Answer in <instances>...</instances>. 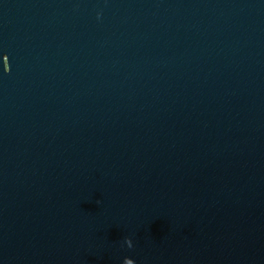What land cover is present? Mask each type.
Instances as JSON below:
<instances>
[{
	"label": "water",
	"instance_id": "obj_1",
	"mask_svg": "<svg viewBox=\"0 0 264 264\" xmlns=\"http://www.w3.org/2000/svg\"><path fill=\"white\" fill-rule=\"evenodd\" d=\"M129 262L264 264V0H0V264Z\"/></svg>",
	"mask_w": 264,
	"mask_h": 264
},
{
	"label": "clouds",
	"instance_id": "obj_2",
	"mask_svg": "<svg viewBox=\"0 0 264 264\" xmlns=\"http://www.w3.org/2000/svg\"><path fill=\"white\" fill-rule=\"evenodd\" d=\"M98 17H99V14H98ZM6 73H8V72H6ZM125 243H126V244H129V243H130L129 239H126V240H125ZM129 264H131V262H129Z\"/></svg>",
	"mask_w": 264,
	"mask_h": 264
}]
</instances>
